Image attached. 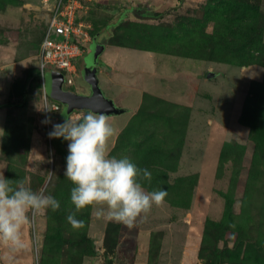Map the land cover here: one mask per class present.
Listing matches in <instances>:
<instances>
[{
  "label": "rangeland",
  "instance_id": "374dc122",
  "mask_svg": "<svg viewBox=\"0 0 264 264\" xmlns=\"http://www.w3.org/2000/svg\"><path fill=\"white\" fill-rule=\"evenodd\" d=\"M209 1L90 0L81 16L91 26L94 42L84 65L100 60L107 50L105 41L121 20L127 19L125 25L134 28L136 38L150 35L153 26L136 21V9L149 15L180 5L158 25L168 31L180 22L175 27L179 30L191 25V15L202 17ZM256 2L264 14V0ZM46 19L43 0H16L0 8V175L14 184L24 181L33 191L44 190L61 207L46 210L25 226L24 249L14 250L0 241V264H71L69 244L59 251L58 241L47 239L50 227H60L70 237L85 230L94 240L95 253L84 256L80 264H209L212 259L221 264H264V158L257 153L250 127L239 122L247 102L250 106L264 101L259 85L264 66L231 64L218 57V50L210 53L211 43L206 51L197 48L191 55L176 50L183 40L168 41L167 51H155L156 42L138 39L127 47L110 48L106 55L126 70L118 76L115 92L107 86L104 90L127 109L116 116L124 123L111 141L110 154L148 169L151 180L142 179V186L147 191L166 190L168 195L133 228L97 217L89 208L75 213L84 227L74 229L67 220L75 212L70 201L74 185L64 176L69 142L50 138L49 133L54 124L90 111L64 117L61 109L53 114L51 125L42 123L46 100L37 59ZM213 28L208 26V31ZM55 71L44 74L47 92ZM210 72L213 76L208 77ZM71 89L90 93L82 72ZM132 121L136 124L125 131ZM157 155L170 160L168 167H160L163 174L146 160ZM188 175L194 179L173 185L176 178ZM108 236V243L115 245L111 250L105 242Z\"/></svg>",
  "mask_w": 264,
  "mask_h": 264
},
{
  "label": "clouds",
  "instance_id": "9594fccd",
  "mask_svg": "<svg viewBox=\"0 0 264 264\" xmlns=\"http://www.w3.org/2000/svg\"><path fill=\"white\" fill-rule=\"evenodd\" d=\"M49 121L50 118L45 123ZM116 135L111 118L92 111L54 124L49 133L50 138L69 142L64 176L74 185L70 201L75 212L67 216L74 229L84 227V221L75 214L82 210L91 208L97 217L133 228L139 219L147 218L154 206L165 202L166 190L147 191L142 186V179L151 180L148 169L138 168L126 157L110 154V144ZM60 207V202L44 190L33 191L24 181L14 184L0 175V241L14 250L24 249L25 226L46 210L58 211Z\"/></svg>",
  "mask_w": 264,
  "mask_h": 264
},
{
  "label": "trees",
  "instance_id": "16d2710c",
  "mask_svg": "<svg viewBox=\"0 0 264 264\" xmlns=\"http://www.w3.org/2000/svg\"><path fill=\"white\" fill-rule=\"evenodd\" d=\"M15 1L16 0H0V8H4L6 3H14ZM208 3V6H205L206 12H204L202 17H199V15H191V25L188 24L186 28H181L179 30L175 29V27L180 26L179 22L177 26L171 27L172 29L168 31H163L162 27L161 29L158 27L159 21L178 10L180 5L172 6L161 12H153V14L151 13L149 15H147V12L136 9L137 14L131 15L137 18L136 21H146L153 26L150 35H138V38H136L134 28L125 25L126 19L121 20L119 24L113 28L112 35L107 39V42L112 45L127 47L130 42L135 44L138 39V42L148 41L151 45L156 42L157 45L152 46L155 51L158 49L167 51L169 49L167 45L168 41L183 40L185 43H182V46L179 47L180 51L175 49L181 53L183 51L185 55L193 54L194 50H197V48L201 52H204L206 51V44L211 43L213 49L210 53L218 50L216 52L218 57L227 60L231 64L249 65L251 62H257L264 66V14L256 0H210ZM78 20H83L85 22L81 15ZM122 24H124L126 28H124ZM181 24H183V22ZM210 25L214 27L212 32L208 31V26ZM91 35L93 37L94 34L91 32ZM127 42L129 44H127ZM234 57L239 58L240 61L236 62ZM259 85L264 90V81ZM38 86H42L41 80L38 82ZM245 106L246 107L239 117V122L250 127L251 137L256 143L257 153H260L264 158V101H257L254 105L250 106L247 102ZM135 124L136 121H132L125 131H128ZM156 149L157 147H151L149 150L154 151ZM227 149L228 145H225L223 150L226 151ZM156 157L157 158L149 156L146 160L151 161V165L154 164L157 166L155 169L158 174H163L160 167H168L170 160L169 158L161 159L158 155ZM224 158L225 157L222 159L224 160ZM221 162L223 163L224 161ZM193 179L194 176L192 175L181 176L175 179L173 185L178 186L180 183L189 182ZM108 238L109 236L105 242L108 249L111 250L115 245L112 244V242L108 243ZM47 239L58 241L59 251L62 250L65 244H69L68 252L70 257L68 263L71 264H80L84 256L95 253L94 240L85 230L78 231L75 237H70L65 236V233L60 227H50ZM252 247L253 244H251V248ZM247 248H250V245H248ZM212 260H214V262L209 261V264L222 263L215 259Z\"/></svg>",
  "mask_w": 264,
  "mask_h": 264
},
{
  "label": "built area",
  "instance_id": "2783aa9c",
  "mask_svg": "<svg viewBox=\"0 0 264 264\" xmlns=\"http://www.w3.org/2000/svg\"><path fill=\"white\" fill-rule=\"evenodd\" d=\"M90 0H43L47 13L46 28L38 53L37 65L42 72V80L48 69L64 75V87L71 88L80 76L79 62L86 53V43L92 40L91 26L78 20L82 12L88 10ZM44 125H51L53 114L62 109V104L52 99L46 92Z\"/></svg>",
  "mask_w": 264,
  "mask_h": 264
},
{
  "label": "water",
  "instance_id": "95a60500",
  "mask_svg": "<svg viewBox=\"0 0 264 264\" xmlns=\"http://www.w3.org/2000/svg\"><path fill=\"white\" fill-rule=\"evenodd\" d=\"M99 64L100 60L97 58L91 62L87 61L82 68V75L90 86L89 94L65 89L63 86L64 75L61 72L55 71V74L49 80L48 94L52 99L62 103L64 117H68L76 110L104 113L108 116L119 115L127 111V109L118 106L112 98L108 97L101 87L98 78ZM211 76H213L212 72L208 74V77Z\"/></svg>",
  "mask_w": 264,
  "mask_h": 264
},
{
  "label": "crops",
  "instance_id": "0c3cea01",
  "mask_svg": "<svg viewBox=\"0 0 264 264\" xmlns=\"http://www.w3.org/2000/svg\"><path fill=\"white\" fill-rule=\"evenodd\" d=\"M47 18H48V16H47ZM46 21H47V19H46ZM46 28V27H45ZM43 36H44V34H43ZM43 38V37H42ZM94 35H93V37H92V40L90 41V42H88V43H86L85 45H86V53L84 54V56L81 58V60H80V62H79V68H80V70H81V72H82V68L85 66L84 65V60H83V58L86 56V54L88 53V46L89 45H91V44H93V42H94ZM106 42V45H107V50H106V52L104 53V54H102L101 55V58H100V63L102 62V63H105L106 65L105 66H103L102 64H99V68H98V78H99V82H100V85H101V87L103 88V90L105 89V87L107 86V88L110 90V91H112V92H115V90L117 89V87H118V83H119V81H118V76H124L123 74V71L124 70H126L125 69V67H123L122 65H119V66H117V65H115L114 63H113V61H114V58H112V56H108V55H106L107 53H109V49L110 48H112V47H115V48H123L122 46H117V45H112V44H110V43H108L107 42V40L105 41ZM104 55H106L107 57H105ZM110 55H112L111 54V51H110ZM104 57H105V59H104ZM104 59V60H103ZM115 62H118V61H116L115 60ZM82 67V68H81ZM104 74L106 75V76H104ZM107 74H109V76L107 75ZM102 76H104V79H103V77ZM111 76V78L110 79H108V77H110ZM42 82L44 83V86H45V81H43L42 80ZM45 89H46V87H45ZM46 92H47V89H46ZM104 92H105V90H104ZM111 92V93H112ZM106 93V92H105ZM47 94H48V92H47ZM49 95V94H48ZM107 95V94H106ZM113 95V94H112ZM108 96V95H107ZM109 97V96H108ZM111 98V97H110ZM114 101H116V99L117 100H119V98L117 97V96H114L113 95V98H112ZM120 101V100H119ZM117 103V102H116ZM62 111H63V109H62ZM83 112V111H82ZM86 112H88V111H86ZM61 114H62V112H60ZM75 113V112H74ZM121 114H119V115H112V116H109L110 118H111V123L114 125V127L117 129V132L123 127V123H124V119H121L120 117H116V116H120Z\"/></svg>",
  "mask_w": 264,
  "mask_h": 264
},
{
  "label": "flooded vegetation",
  "instance_id": "af4514ba",
  "mask_svg": "<svg viewBox=\"0 0 264 264\" xmlns=\"http://www.w3.org/2000/svg\"><path fill=\"white\" fill-rule=\"evenodd\" d=\"M68 90H72V89H71V88H70V89L68 88ZM72 91H74V90H72ZM74 92H76V91H74ZM85 94H87V93H85ZM88 94H89V93H88Z\"/></svg>",
  "mask_w": 264,
  "mask_h": 264
}]
</instances>
